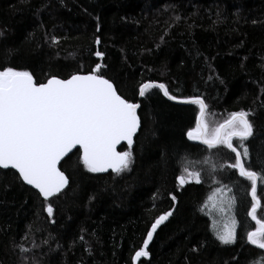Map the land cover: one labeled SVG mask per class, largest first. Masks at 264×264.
I'll return each mask as SVG.
<instances>
[{"label": "trees", "instance_id": "obj_1", "mask_svg": "<svg viewBox=\"0 0 264 264\" xmlns=\"http://www.w3.org/2000/svg\"><path fill=\"white\" fill-rule=\"evenodd\" d=\"M97 64L121 95L141 104L133 162L120 173H94L77 148L60 163L69 184L48 201L17 169L0 166V264H264V249L247 238L260 225L250 215L251 181L231 167L236 153L187 136L199 105L158 88L139 95L152 81L180 99L202 97L210 131L232 113H249L253 135L234 137L233 146L246 148L245 168L264 177V0H0V66L43 83ZM185 167L200 173L199 182L178 184ZM219 188L233 191L232 244L219 240L208 211ZM257 196L264 221L262 180ZM166 212L149 256L136 259Z\"/></svg>", "mask_w": 264, "mask_h": 264}, {"label": "snow or ice", "instance_id": "obj_2", "mask_svg": "<svg viewBox=\"0 0 264 264\" xmlns=\"http://www.w3.org/2000/svg\"><path fill=\"white\" fill-rule=\"evenodd\" d=\"M55 40L53 38V42ZM96 42L99 43V37ZM95 55L103 57L104 53L97 51ZM100 68L97 64L95 71L86 74L76 73L67 79L52 76L38 83L30 71L0 66V166L17 169L19 178L34 186L45 201L61 193L69 184L68 176L58 164L77 145L83 150V165L90 172L112 169L120 173L128 170L133 162L131 146L140 127L139 105L118 94L112 81L100 74ZM154 88L163 89L164 95L171 100L180 99L170 95L164 84L152 81L140 86L139 95L151 94L149 90ZM183 102L197 104L200 108L196 127L187 132L191 140L202 141L209 148L223 145L236 153V163L231 167L239 169L240 175L251 181L250 215L257 220L260 204L257 181H264V177L245 168L242 155L247 154V149L241 153L233 146L234 137L243 140L253 135L249 113H232L229 119L210 131L204 120L207 109L204 99L194 96ZM121 141L127 142L129 150L117 151ZM192 180L199 182L200 173L189 171L187 167L177 177L180 186ZM45 211L52 217L53 204L47 203ZM170 215L171 212L164 213L151 225L144 247L135 254L136 259L149 256L148 243ZM257 223L260 227L249 232L247 238L251 244L264 249V221L257 220ZM217 236L222 243L232 244L236 239L235 228L218 231ZM20 247L21 252L26 251ZM27 259L25 256L24 260Z\"/></svg>", "mask_w": 264, "mask_h": 264}, {"label": "rangeland", "instance_id": "obj_3", "mask_svg": "<svg viewBox=\"0 0 264 264\" xmlns=\"http://www.w3.org/2000/svg\"><path fill=\"white\" fill-rule=\"evenodd\" d=\"M232 192L228 188H219L209 201L208 211L212 214L216 233L234 227L237 235L236 204Z\"/></svg>", "mask_w": 264, "mask_h": 264}, {"label": "water", "instance_id": "obj_4", "mask_svg": "<svg viewBox=\"0 0 264 264\" xmlns=\"http://www.w3.org/2000/svg\"><path fill=\"white\" fill-rule=\"evenodd\" d=\"M76 74V73H75ZM81 74H86V73H81ZM58 78H60V77H58ZM69 78V77H68ZM106 78V77H105ZM60 79H64V78H60ZM65 79H67V78H65ZM106 79H108V78H106ZM46 82V81H45ZM44 83V82H43ZM113 83V82H112ZM114 84V83H113ZM114 86H115V84H114ZM116 87V86H115ZM116 90H117V88H116ZM117 92H118V94H120L119 93V91L117 90ZM121 95V94H120ZM123 96V95H122ZM124 97V96H123ZM140 97H142V96H140ZM168 97V96H167ZM125 98V97H124ZM169 98V97H168ZM126 99V98H125ZM184 100H186V99H178V100H173V101H175V102H178V103H184V104H188L187 102H183ZM132 103H137L138 105H139V107L137 108V115H138V117H139V119H140V127L138 128V130H137V132H136V134L133 136V143H134V140H135V137H136V135L139 133V131H140V128H141V117H140V115H139V110H140V106H141V104H140V102H132ZM205 112H206V110H205ZM199 118H200V113H199V116H198V120H199ZM202 142V141H201ZM203 143V142H202ZM123 144H127V142L126 141H121L120 142V144H118L117 145V151H121L120 150V147L123 145ZM77 148H80V146L79 145H77L76 146V148H74V149H72V151L70 152V153H68L65 157H63L62 158V160L59 162V164H58V167L60 168V163L68 156V155H70L75 149H77ZM81 149V151L83 152V150H82V148H80ZM239 151V150H238ZM242 161H243V158H242ZM1 167H3V166H1ZM9 167H11V166H9ZM60 170H61V168H60ZM62 171V170H61ZM110 171H114V170H112V169H107L106 171H104V173H106V172H110ZM115 172V171H114ZM65 175L67 176V174L65 173ZM69 178V177H68ZM69 182H70V180H69ZM32 186V185H31ZM257 186H258V181H257ZM32 187H34V186H32ZM66 188V187H65ZM37 190V189H36ZM38 191V190H37ZM260 207V204H259V206L257 207V209ZM257 221V220H256Z\"/></svg>", "mask_w": 264, "mask_h": 264}]
</instances>
